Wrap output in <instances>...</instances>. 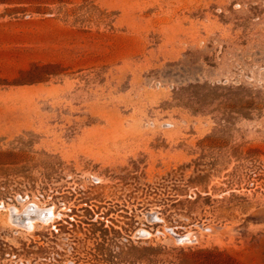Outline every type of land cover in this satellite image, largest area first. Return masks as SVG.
I'll return each mask as SVG.
<instances>
[{
	"label": "rangeland",
	"instance_id": "obj_1",
	"mask_svg": "<svg viewBox=\"0 0 264 264\" xmlns=\"http://www.w3.org/2000/svg\"><path fill=\"white\" fill-rule=\"evenodd\" d=\"M0 264H264V0H0Z\"/></svg>",
	"mask_w": 264,
	"mask_h": 264
}]
</instances>
